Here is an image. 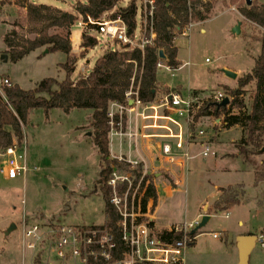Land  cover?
Listing matches in <instances>:
<instances>
[{"label":"rangeland","instance_id":"1","mask_svg":"<svg viewBox=\"0 0 264 264\" xmlns=\"http://www.w3.org/2000/svg\"><path fill=\"white\" fill-rule=\"evenodd\" d=\"M131 1L123 0L121 6L125 7ZM135 1L138 7L136 35L139 36L145 3L144 0ZM29 2L74 13L75 4L86 3L87 0ZM204 3L211 9L208 20L191 22L181 32H177L178 28L173 31V45L178 48L182 68L179 72L169 73L163 69L158 73L159 81H172L184 89L202 92V101L239 89V79L252 71L261 54L263 34L260 27L241 14L242 9L250 7L247 0H204ZM255 3L264 4V0H252V5ZM200 10L206 14L204 8ZM25 14L14 1L0 0V79L7 78L11 86L18 85L26 91L35 89L46 78L64 81L66 72L61 65L68 59L64 53L46 54L47 48L44 47L18 62L10 59L5 42L7 35L30 40L38 37L37 33H31L33 27L25 19ZM113 14H107L101 20L118 19H112ZM83 23L79 17L72 29V55L77 59L72 79H77L82 73H90L105 48H118L114 41L106 40L94 29L93 35L99 44L84 53L80 48L82 34L87 30ZM239 24L241 34L237 35L233 31ZM184 29L187 30L186 36L181 35ZM143 30L147 31L145 25ZM56 32L63 33L49 30V34ZM147 35L151 36L149 32ZM4 56L8 57L7 62L2 59ZM225 71L234 72L240 78L230 79ZM254 95L255 84L244 88L243 98L248 109ZM202 101H196V104L201 105ZM92 116V110L75 109L68 114L59 109L50 110L48 114L42 109L31 111L24 126L22 144L15 142L23 146L16 157L27 166V172L17 180L5 177L9 157L0 150V264H35L38 260L41 264H81L73 258L67 261L57 258L51 248L56 239L50 230H58L62 225L89 228L106 223L105 203L101 187L97 186L100 159L91 139L94 131ZM172 117L183 126L187 125L185 118L174 111ZM191 124L188 121L191 129L189 138L185 137L178 147L181 154L189 155L190 160L186 168L179 171L183 185L175 192L174 210L183 222H201L206 213L210 214V221L199 231L197 249L187 250L190 256H186L185 264H235V249L233 257L227 256L226 259L219 250V246H227V238L236 243L237 238L244 234L264 236V181L260 182L264 180V154L241 155L239 143L244 137L243 129H227L223 119L205 117L194 126ZM169 144L177 147L171 141ZM206 147L210 155L203 157ZM110 149L118 155V142L113 141ZM116 155L111 157L129 161L125 156ZM124 168L119 169L122 176H127L123 171H133ZM149 176L153 177L151 173ZM162 176L172 188L177 187L173 177L165 173ZM154 180L153 177V183ZM230 186L239 195L244 192L239 197L241 204L227 211H217L221 197L218 188ZM207 207L208 211H205ZM32 224L38 225L45 233L36 252L23 249V229L25 225ZM12 225L16 230L7 236L6 232ZM212 233H218L220 240H214ZM250 264H264V249L260 243L255 247Z\"/></svg>","mask_w":264,"mask_h":264},{"label":"trees","instance_id":"2","mask_svg":"<svg viewBox=\"0 0 264 264\" xmlns=\"http://www.w3.org/2000/svg\"><path fill=\"white\" fill-rule=\"evenodd\" d=\"M20 9L25 11V19L32 25L31 33L38 37L30 39L5 37V42L10 53V59L18 62L30 53L46 47L48 53H64L68 56L67 62L62 64L66 72V79L62 82L54 78H46L38 83L33 90H23L18 85L4 87L0 93V150L6 151L15 142L22 144L24 126L28 123L31 111L42 109L46 114L50 110L59 109L65 113L72 110H92V141L97 148L100 159V172L97 186L101 187V194L105 203L106 223L103 226H93L83 229H108L114 237L116 249L114 262L123 259V254L128 247L122 240L120 223L122 221L117 209L111 204L112 189L108 185L113 171L130 168L126 161L113 159L110 152V106L113 103L128 106L127 93L139 88L140 96L146 100L154 96L157 91L158 65L162 64L171 69H178L181 62L178 60V49L173 45V31L183 29L191 22H204L209 19L210 5L204 0H156L154 28L157 37L153 45L146 46L144 50L130 49L127 45L117 50L105 48L97 58L92 71L80 74L77 79H72L76 71L77 59L72 55V29L79 17L84 23L89 18L101 20L105 15L115 13L112 19L121 18L127 27L129 37H133L137 30L138 7L132 0L127 6H121L123 0H87L86 3L77 2L74 13H69L60 8L33 4L29 0H12ZM205 9V15L201 12ZM242 16L263 31L260 39L261 54L255 61L251 72L239 79V89L229 90L225 95L230 99V104L223 108L213 97L202 101L201 105L194 104L197 108L193 115L192 126L202 118L223 119L225 127L232 129L241 127L244 137L239 143L240 154L243 156L256 155L264 148V4H253L241 10ZM62 31L60 34H49V30ZM94 28L89 26L81 37V50L85 53L98 46L99 41L93 35ZM117 46L120 42L114 41ZM164 51L166 59H161L160 51ZM255 84V95L251 107L248 109L244 101V88ZM192 97L197 99L199 92H193ZM238 111V112H235ZM124 122L126 121L125 116ZM115 121H119L116 116ZM258 183V174L256 175ZM150 181L146 196L143 200L145 212L148 199L158 204V194L153 183V177L147 176ZM264 180H261L262 182ZM244 191V190H243ZM217 211H227L241 204L240 195L231 186L220 189ZM223 197V198H222ZM140 220V219H139ZM153 234L160 240L174 243L183 239V234L168 230H158L154 222L149 223ZM200 231V230H199ZM199 231L189 233L194 242ZM35 264H41L38 260ZM90 264H100L91 262Z\"/></svg>","mask_w":264,"mask_h":264},{"label":"built area","instance_id":"3","mask_svg":"<svg viewBox=\"0 0 264 264\" xmlns=\"http://www.w3.org/2000/svg\"><path fill=\"white\" fill-rule=\"evenodd\" d=\"M144 3V18H142L143 23L141 22L139 36L135 34L133 37H129L127 27L121 18L114 21L89 18L88 22L83 24L86 28L93 26L95 32L105 37L106 40L118 41L121 45L129 46L130 49L144 50L146 46L153 45L157 37L154 28L156 0H144ZM142 24L145 25L147 31L143 30ZM148 32L151 34L150 37L147 35ZM177 32H181V29L178 28ZM181 35L186 36L187 30L184 29ZM119 46H117V50L120 49ZM162 67V64L158 65V69ZM9 86H11L9 79H0V93H3L4 87ZM127 98L132 104L121 106L114 103L117 110L111 109L109 111L110 134L116 137L133 139L135 136L126 133L124 130V112H135V108L143 105L144 99L139 94V88L133 89V87L127 93ZM225 98L224 94L219 93L214 97V100L220 104ZM194 104H196V101L190 96L184 97L181 93H175L165 98L164 108L168 111H174L179 117H184L187 121L192 122L193 115L197 110ZM116 116L119 117L118 122L115 121ZM199 134L203 135V132ZM22 147L14 144L5 151V155L9 157L5 167V177L8 180H17L21 174L27 172L26 163L21 164L16 157L17 152ZM162 150L170 167L177 164V162H180L179 164L183 166L190 160L188 154H184L183 160H176L171 147L168 145L164 146ZM209 155V148L206 147L202 156L208 157ZM120 161L129 163L131 165L130 169L133 171H123L127 176H122L119 173L121 171L116 168L108 185L112 189L111 204L117 209L122 218L120 223L122 240L128 247V251L123 254V259L114 262L116 243L114 237L106 228L83 229L62 225L58 230H50L51 235L56 239L51 244L52 251H55L57 258L63 261L73 258L81 264H90L91 262L100 264H183L186 251L193 243L189 233L196 230L200 222H183L173 225L168 231L183 234V239L180 241L168 243L156 237L149 225L150 222H154L152 217L156 209L152 199L147 200L145 212L143 211V200L150 185V181L146 180L149 173L138 162H130L124 159ZM177 185L182 186L183 182L178 181ZM44 234L36 224L25 225L23 229V249L36 252L43 243ZM212 237L217 239L219 235L212 234ZM257 243H260L261 248L264 249L263 235L257 236Z\"/></svg>","mask_w":264,"mask_h":264},{"label":"crops","instance_id":"4","mask_svg":"<svg viewBox=\"0 0 264 264\" xmlns=\"http://www.w3.org/2000/svg\"><path fill=\"white\" fill-rule=\"evenodd\" d=\"M181 68L182 66H180L178 69H171L163 65V67L158 70V73L160 70L163 69H165L166 72L169 73L179 72ZM157 86L158 90L153 92L154 96L144 100L142 106L135 108V112H124V116L126 118L124 124L125 132L132 134L133 136H135V138L130 139L128 137H116L110 134V147L113 141H117L119 146V154H113L111 149L110 152L112 156H125L130 162H138L142 164V166H144V168L148 171L149 175L151 173V175L155 178L154 186L158 194V204L156 206L152 219L154 221L156 229L170 230L173 225L183 223L181 217H177L176 215V212L174 210V204L175 192H177V190H179V188L181 187V185H177V183L178 181L183 182V179L179 175V171L184 170L188 162H186V164L183 166L179 164L180 162H177V164H174L170 167L165 160V156L163 155L162 149L166 145L170 146L174 158L178 161L183 160L184 154L180 153L179 148L182 144V140L185 137L187 139L189 138L191 129L186 119L185 120L187 125L183 126L182 123L177 122L172 117V111H168L164 108L165 98L175 93H181L182 95L184 94V96H190L194 101H199L201 100L200 97L202 95V92L191 89H184L182 85L178 86L172 81L164 83L162 81H159L158 75ZM194 91L199 92V97L197 99H194L192 97V93ZM129 104H132V102H129ZM111 109H114L115 111L117 110V108L114 106V103L111 104L110 110ZM170 141L173 144H177V147L174 145H170ZM164 173L170 175L171 177H173V179H175L174 185L177 186L176 188H172V186L163 179L162 175ZM218 189L220 190L222 188ZM205 211H208V207L205 208ZM209 215V213H206L204 216ZM163 223H168V225H163ZM244 235L254 236L253 233ZM198 236H196L194 242L190 245L188 249H197L199 243ZM220 238L221 236L219 235V238L213 239L219 241ZM226 242L227 246H219V250L223 252L224 257L226 259L227 256L229 258L233 257V249H235V264H239V252L237 248V241L236 243H234V241H231L229 238H227ZM254 251L255 249L253 250L251 257L254 254ZM186 256H190L187 251ZM183 264H185V259Z\"/></svg>","mask_w":264,"mask_h":264},{"label":"water","instance_id":"5","mask_svg":"<svg viewBox=\"0 0 264 264\" xmlns=\"http://www.w3.org/2000/svg\"><path fill=\"white\" fill-rule=\"evenodd\" d=\"M247 4L248 6L252 5V0H247ZM241 24H239V26L237 28H235V30L233 31L234 34H241ZM14 35V34H12ZM46 54H48V50H46L45 52ZM159 56L161 59H166L165 55H164V51H160ZM2 59L5 60V62L8 61V57L4 56L2 57ZM225 74L228 78L236 80L238 78V75L234 72L231 71H225ZM230 104V99L227 97L225 98L220 104L219 107H227ZM91 136V134H90ZM260 154H264V148L259 152ZM210 221V217L209 216H204L199 224V226L196 228V230H194L193 233H196L197 231L201 230L202 228H204L208 222ZM16 230V226L12 225V227L6 232V235H10L12 231ZM257 245V237L253 236V235H244V236H240L237 239V248H238V252H239V264H250V257L251 254L253 252V250L255 249Z\"/></svg>","mask_w":264,"mask_h":264}]
</instances>
